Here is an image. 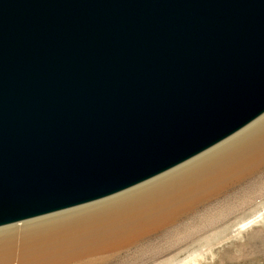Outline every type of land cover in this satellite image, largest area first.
Instances as JSON below:
<instances>
[{"label": "water", "instance_id": "water-1", "mask_svg": "<svg viewBox=\"0 0 264 264\" xmlns=\"http://www.w3.org/2000/svg\"><path fill=\"white\" fill-rule=\"evenodd\" d=\"M264 112V0H0V226L157 175Z\"/></svg>", "mask_w": 264, "mask_h": 264}, {"label": "bare ground", "instance_id": "bare-ground-1", "mask_svg": "<svg viewBox=\"0 0 264 264\" xmlns=\"http://www.w3.org/2000/svg\"><path fill=\"white\" fill-rule=\"evenodd\" d=\"M262 165L264 112L204 151L126 189L1 225L0 264H106L114 256L106 253L174 222L204 200L236 187ZM240 192L243 204L262 194L264 187L250 183ZM230 213L226 209L210 224ZM263 213L242 220L232 232Z\"/></svg>", "mask_w": 264, "mask_h": 264}, {"label": "rangeland", "instance_id": "rangeland-1", "mask_svg": "<svg viewBox=\"0 0 264 264\" xmlns=\"http://www.w3.org/2000/svg\"><path fill=\"white\" fill-rule=\"evenodd\" d=\"M248 177L182 213L174 222L106 253L114 255L106 264H264V213L248 227L232 232L242 220L264 212V192L243 204L240 192L250 183L264 187V165ZM226 209L231 210L229 215L210 224Z\"/></svg>", "mask_w": 264, "mask_h": 264}]
</instances>
